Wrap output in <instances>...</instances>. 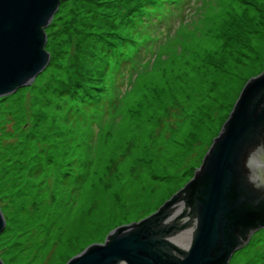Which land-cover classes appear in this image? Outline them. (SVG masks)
<instances>
[{"label":"rangeland","instance_id":"374dc122","mask_svg":"<svg viewBox=\"0 0 264 264\" xmlns=\"http://www.w3.org/2000/svg\"><path fill=\"white\" fill-rule=\"evenodd\" d=\"M44 34L47 66L0 97L2 264H66L154 214L264 71V0H63ZM228 264H264V228Z\"/></svg>","mask_w":264,"mask_h":264},{"label":"water","instance_id":"95a60500","mask_svg":"<svg viewBox=\"0 0 264 264\" xmlns=\"http://www.w3.org/2000/svg\"><path fill=\"white\" fill-rule=\"evenodd\" d=\"M61 1L0 0V97L30 85L47 66L44 30ZM4 227L0 211V233ZM263 228L264 71L246 82L183 188L66 264H228Z\"/></svg>","mask_w":264,"mask_h":264},{"label":"trees","instance_id":"16d2710c","mask_svg":"<svg viewBox=\"0 0 264 264\" xmlns=\"http://www.w3.org/2000/svg\"><path fill=\"white\" fill-rule=\"evenodd\" d=\"M183 2V1H182ZM182 2H180V4H179V6L181 5V3ZM178 6V7H179ZM148 8V7H147ZM158 8V7H157ZM156 8V9H157ZM173 11L172 10H170V9H168L167 8V11H165V9H162L161 11H156L155 12V15H157V20L160 22H162V20L164 21V20H167V15H170L171 13H172ZM166 18V19H165ZM154 24H156L155 23V21H152ZM183 23V22H182ZM182 23H180V24H182ZM145 29H148L147 27L145 28ZM142 53H148V51L147 52H142Z\"/></svg>","mask_w":264,"mask_h":264}]
</instances>
